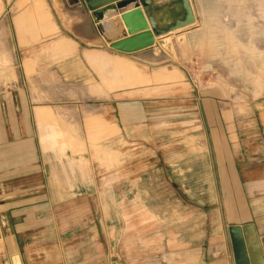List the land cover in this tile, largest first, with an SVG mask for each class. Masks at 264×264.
<instances>
[{"label": "rangeland", "instance_id": "374dc122", "mask_svg": "<svg viewBox=\"0 0 264 264\" xmlns=\"http://www.w3.org/2000/svg\"><path fill=\"white\" fill-rule=\"evenodd\" d=\"M151 2L163 37L150 49L104 43L98 55L110 65L47 91L18 67L13 86H23L29 119L3 146L13 177L0 183V264L213 262L197 229L206 215L211 230L212 164L197 156L207 109L243 132L253 115L264 133V0Z\"/></svg>", "mask_w": 264, "mask_h": 264}, {"label": "crops", "instance_id": "0c3cea01", "mask_svg": "<svg viewBox=\"0 0 264 264\" xmlns=\"http://www.w3.org/2000/svg\"><path fill=\"white\" fill-rule=\"evenodd\" d=\"M137 1L143 3L142 0ZM118 2L99 11H109ZM145 2L150 3L152 12L151 0ZM128 10L126 22L120 10L114 11L119 14L109 11L110 22L103 34L86 0H0V183L13 177V172H6L11 169V158L3 146L12 141L13 124L26 126L29 119L30 103L22 94L23 86H13V76L18 69L27 83L33 80L38 85L42 84L38 90L44 91L54 89L51 83L71 81L77 71L82 73L85 67L104 69L111 63L98 55L102 53L99 50L102 44H109L107 39H123L129 35V28L136 27L141 21L129 13L132 6ZM144 14L150 27H154L148 9H144ZM119 20L123 21L125 30H122ZM12 30L19 51L12 46ZM124 32V36L115 38ZM47 38V43H44ZM14 90L18 91L17 98L13 96ZM42 97L45 99L47 96L44 94ZM50 119L46 114L40 115L42 122ZM205 119L210 137L207 135L206 138L204 133L207 146L197 159L207 160L212 165L207 170L205 167L199 169V162L196 165L197 170L212 174L205 182L212 194V212L208 214L212 220L211 230L206 229L207 216H201L202 222L197 223L200 224L198 235H207L211 242L209 249L213 262L210 264H235L230 229L239 227L250 264H264V133L254 130L257 122L253 115L246 118L248 121L241 122L244 127V123L248 124L244 132L240 128L235 129L234 123L226 121L220 114H214L212 109H207ZM261 126L264 128V122ZM3 162L4 166L1 165ZM25 193L28 195V190L21 192L22 195ZM180 248L182 256L190 249L186 243H182ZM204 248L205 244H200L197 251H204ZM199 264H205V261Z\"/></svg>", "mask_w": 264, "mask_h": 264}, {"label": "water", "instance_id": "95a60500", "mask_svg": "<svg viewBox=\"0 0 264 264\" xmlns=\"http://www.w3.org/2000/svg\"><path fill=\"white\" fill-rule=\"evenodd\" d=\"M136 1L137 0H86V3L95 16L97 13L101 12L99 11L100 9L118 2L115 8L111 9H114L115 11L120 10L122 17L126 19V13L129 11L128 7L135 4ZM138 3L139 5H137L131 13L132 16L141 17L144 24H142L138 32H134L133 29L129 28V35H125L121 40L112 42L110 44L111 49L125 54H134L154 47L157 40L163 37V32L161 30L156 29L155 27L154 29L151 28L148 22L144 19V9H147L149 3L143 2V5L139 1ZM230 234L233 243L235 264H250L241 228H231Z\"/></svg>", "mask_w": 264, "mask_h": 264}, {"label": "bare ground", "instance_id": "6f19581e", "mask_svg": "<svg viewBox=\"0 0 264 264\" xmlns=\"http://www.w3.org/2000/svg\"><path fill=\"white\" fill-rule=\"evenodd\" d=\"M137 5H139V3H138V1H136V3L135 4H132V5H130L129 7H134V8H136V6ZM128 7V8H129ZM148 7H149V5H148ZM148 7H147V9H148ZM109 11H115L114 9H111V10H109ZM109 11H101V12H99V13H97L95 16H94V18H95V20H96V22L98 23V29L103 33V34H105V32H106V29L108 28V24H109V16H108V12ZM113 16V15H112ZM141 18V17H140ZM139 18V19H140ZM128 20V19H127ZM141 20V22H143L142 21V19H140ZM112 21V20H111ZM103 22H105V25L104 24H102ZM132 23V22H131ZM144 23V22H143ZM112 25V24H111ZM106 26V27H105ZM141 27L142 26V23L141 24H139L138 25V27ZM110 27V26H109ZM139 27V28H140ZM110 32V31H109ZM125 35V34H124ZM123 35V36H124ZM107 42L109 43V44H111L112 42H115V41H112V40H110V39H107Z\"/></svg>", "mask_w": 264, "mask_h": 264}]
</instances>
